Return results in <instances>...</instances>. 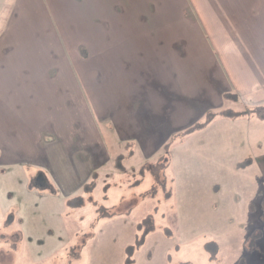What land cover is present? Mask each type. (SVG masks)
<instances>
[{
  "label": "crops",
  "instance_id": "1",
  "mask_svg": "<svg viewBox=\"0 0 264 264\" xmlns=\"http://www.w3.org/2000/svg\"><path fill=\"white\" fill-rule=\"evenodd\" d=\"M230 94L264 106V0H14L0 31L4 213L18 205L23 239L53 249L36 198L75 197L110 164L107 141L156 158Z\"/></svg>",
  "mask_w": 264,
  "mask_h": 264
},
{
  "label": "rangeland",
  "instance_id": "2",
  "mask_svg": "<svg viewBox=\"0 0 264 264\" xmlns=\"http://www.w3.org/2000/svg\"><path fill=\"white\" fill-rule=\"evenodd\" d=\"M13 2L0 0V31ZM254 109L225 96L222 110L151 160L107 141L110 164L75 197L59 207L40 197L30 204L42 211L40 227L58 226L53 249L36 251L27 232L23 239L13 202L25 194L14 192L12 213L0 204V264H264V168L256 164L264 113ZM26 172L30 189H42L37 171ZM59 227L69 239L62 247Z\"/></svg>",
  "mask_w": 264,
  "mask_h": 264
},
{
  "label": "trees",
  "instance_id": "3",
  "mask_svg": "<svg viewBox=\"0 0 264 264\" xmlns=\"http://www.w3.org/2000/svg\"><path fill=\"white\" fill-rule=\"evenodd\" d=\"M257 109V110H256ZM256 109H254V111L256 110L257 112H258V114H259V116H262V114L264 113V108L263 107H261V108H256ZM263 117V116H262ZM40 187H44V188H46L44 185H42V186H40ZM49 188V187H48Z\"/></svg>",
  "mask_w": 264,
  "mask_h": 264
}]
</instances>
